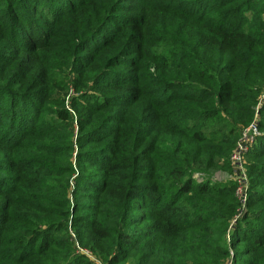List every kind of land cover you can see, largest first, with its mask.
<instances>
[{
	"label": "rangeland",
	"instance_id": "rangeland-1",
	"mask_svg": "<svg viewBox=\"0 0 264 264\" xmlns=\"http://www.w3.org/2000/svg\"><path fill=\"white\" fill-rule=\"evenodd\" d=\"M76 1L78 5L85 6L80 8V13L76 15L64 14L67 9H63L64 11L51 9L55 2L52 4L49 0L41 1L43 7H39V9L43 14H41L40 20L29 18L28 22L33 25L36 35H39L42 27H45V34L47 33L46 35L51 36L52 39L50 41L46 39L45 48L38 50L37 53H31L32 50L20 45V41L25 36L21 34L20 30L17 33L11 29L9 23L0 15V32L4 29V34L0 37V60L9 64L10 70L18 68V75L7 84H1L5 90L0 89V183L2 185L0 197L6 199L11 207L9 214L0 216V257L3 258L12 256L17 247H21V244H11L14 241L18 242L20 240L18 238L30 239L34 237L35 233L32 235L22 234L20 228L25 227L23 232L26 233L37 222H25L40 214L38 210H35L36 200L34 196H31L36 193L39 207L47 211L57 209L60 203L65 205L63 214L52 217L53 225L48 227L50 230L47 232L42 230L43 232L40 234L44 236V240L52 243V249H55L54 253L66 254V247L68 252L72 253L67 264H108L107 261L111 259L113 253L101 255L97 252L95 242H99L103 249L105 241L98 240L89 234L84 224L79 223L82 218L74 216L78 211L73 204L75 195L72 193L76 185V176L80 172L88 176L93 175L94 169L97 167L94 163H100V158H104L110 153V150L103 152V148L108 144L95 142L86 147H91L92 154L99 156H95L91 161H87V156L84 155L82 160L77 159L76 134L81 129L91 130V127L96 126L100 127L102 133L110 135L108 123L111 120L108 121L109 115H106L115 109L114 106L103 107L98 110L96 117L93 116L94 112L92 111L85 112L81 104L91 100L93 102L96 94L111 95L115 93L116 89H124L123 93L127 96H125L127 106L122 108L126 111L127 122H116V133L119 128H123L128 137L134 136L135 140H141L134 148L139 147L137 151L138 155H141L142 163L138 164L146 166L141 167L142 174L136 175L153 176V178L143 181H153L160 186V192L164 191L157 204V199H140L133 203L131 214L138 221L141 217L145 219L141 226L137 223L138 229L146 228L148 231H152L157 222L161 223V227H163L169 220L177 225V230L174 233L187 238L188 232L182 228V225H185L184 219L193 221L195 227L212 226L216 221L212 220L208 213V208L211 206L208 197L191 191L182 195L175 202L181 209V214L167 217L161 213V205L165 198H169L174 187L169 186V178L163 180L160 163L167 155V145H170L171 149L179 147L180 153L184 156L199 151L195 142L191 140L195 130L202 131L206 137L201 147H209L211 138L219 139L228 131L229 126L223 121L225 113L221 112L219 117L207 119L201 113L193 116V112L185 117L182 114H172L170 108L166 110L160 108L172 94L167 90L166 81L170 80L173 75H179L182 70L185 71L192 67L199 69L201 68L199 62L210 63L209 60H216L220 67L228 70L231 62H239L240 51L246 50L245 45L248 42L260 43L264 51V0H250L251 11L246 14L245 26L248 31L247 37L240 43V46L234 47L229 57L225 52L226 44L212 39L214 35L218 34H212L209 44L208 37L214 30L196 20V16L199 14L204 19L217 20L216 14L212 10L202 13L203 8L210 0ZM4 5L5 0H2L0 11L4 9ZM88 5L91 7H86ZM48 13H50V17H47ZM38 15L40 14L37 13V17ZM95 16L99 18L98 24L92 22L96 18ZM44 20L47 23H43ZM128 22L130 23L127 27L128 33L124 35L122 30L125 31L124 27ZM87 23H90L89 29L91 30L88 36L90 43L86 42V44L90 47L91 56L89 58H93L92 64L87 63L89 59H84L81 52L76 49L70 50L68 47L73 38L75 40L78 38L72 33V28ZM95 27L97 28L94 30ZM138 35H141L142 38H138ZM116 38L118 39L116 40ZM126 40L130 41L132 47L137 50L134 54L126 56L133 51L128 50L124 56L130 57L134 62L139 58L138 55L145 54L144 49L147 48L150 58L141 60L139 64L133 63L126 71V82L116 85L102 84V73H114L113 71L118 69L115 66H108L107 62L117 51L116 41L121 47L125 42L128 43ZM81 41L84 39L78 41V44ZM139 47L141 50H138ZM236 51H238L237 57L234 54ZM248 54L249 56L243 60L248 65L245 71L254 74L260 81L259 84L249 87L241 94L242 97L244 95L254 97V110L251 118L247 119L245 123H239L235 130L234 127L230 130L233 145L230 146L226 155L216 159L218 161L215 167L201 170L191 167L186 174L180 177V180L190 179L194 184L204 183L214 189L229 188L234 183L235 189V182L231 175L230 156L243 129L254 122L257 125L258 134L244 154V165L247 177L252 178L251 197L256 200L252 191L264 192V126H258L259 112L261 107H264V68H262L264 55L259 53L257 57H253V52L250 49ZM13 59L17 60L14 64H10ZM4 67L2 66L1 69ZM9 91L14 93L16 91L18 95H11ZM253 91L254 93H252ZM9 95L14 98L12 102L9 101ZM215 109L221 108L215 107ZM67 111L71 116L65 115ZM80 114L84 123L92 115L95 119L94 123L79 126L76 115ZM38 117L39 120L34 125ZM32 129L34 130L33 134L29 136L30 140L26 143L29 149H20L18 139ZM71 132L72 146L64 148V145L69 141ZM45 133L53 137L52 146H55L54 151L58 154L57 159H60L64 151L69 150L73 172L68 178L69 188L67 191L60 190L61 184L66 186L63 176L58 177L56 181L59 182L56 183L54 182L56 178L51 177L44 179L41 183L29 180L27 176H23V173L16 170L19 159H23L19 157V153L23 157L27 155L25 159L30 161L44 157L36 150L39 149L38 147L45 149V142L42 138ZM109 138H112V135ZM256 140L259 141V144L263 141V144L260 146L258 143L254 144ZM71 147L72 150H70ZM184 150L185 152H183ZM134 151L131 150V157ZM78 163L81 165V169L77 167ZM118 173L116 175L122 178V172ZM30 177L34 178L32 174ZM179 183L176 182L175 185L178 186ZM79 191L89 195L86 198L77 196V199L83 203L91 202L89 206L91 211L98 204L95 199L98 194L93 195V191L84 182L80 183ZM57 192L59 195L55 194ZM160 192L157 193L158 196ZM257 207H264V201L253 202L248 206L247 199L243 205H240L237 200V207L216 243L230 251L229 236H231L234 224L242 217L247 208ZM258 223H262V221ZM1 226L4 227V230ZM130 229H133V226ZM254 234L255 232L251 231L249 239L244 243H251ZM152 236L161 239L162 237H173V234L169 233L166 236L153 234ZM77 238L83 240L82 245L79 244ZM38 245L36 242L35 249ZM34 259L35 264H50L51 254H40ZM232 259L233 254L228 255L222 263L232 264ZM0 264H22V262H13L5 258L0 261Z\"/></svg>",
	"mask_w": 264,
	"mask_h": 264
},
{
	"label": "trees",
	"instance_id": "trees-1",
	"mask_svg": "<svg viewBox=\"0 0 264 264\" xmlns=\"http://www.w3.org/2000/svg\"><path fill=\"white\" fill-rule=\"evenodd\" d=\"M41 1L43 0H5L4 9L0 11V15L9 23L10 28L17 31V33L20 30L21 34L25 36L20 41V45L32 50L31 53H37L38 50L44 49L47 44L46 39L47 41L52 39L51 36L46 35L47 33L45 34V27H42L39 35H36L33 25L28 22L29 18H37L40 20V16L43 14L39 9V7H43ZM49 1L52 4L55 2L54 7H51V9L56 11L67 9L64 13L67 15L79 14V9L85 7L83 4L78 5L76 0ZM1 2L2 0H0ZM208 2L205 8H203L202 13L212 10L215 12L217 20L212 21L211 18L204 19L200 14L196 16V20L201 21L204 25L210 26L211 30H214L208 37L209 44L211 43L210 37L212 38V34H218L214 35L212 39L226 44L225 52L226 56L229 57L234 47L240 46V43L247 37L248 31L245 26L247 22L246 14L251 11L250 0H210ZM86 7L91 6L88 5ZM37 13L40 14L38 17ZM47 17H50V13H48ZM95 17L92 22L98 24L99 18L98 16ZM43 23H47V21L44 20ZM89 24L87 23L72 28V33L78 38L76 40L73 38L71 45L68 47H70V50L76 49L78 52H81L84 59H89L87 63L92 64L93 58H89L91 56L90 47L86 44V42L90 43V39H88L91 30L89 29ZM129 24L128 22L125 25V31L122 30L124 35L128 33L127 27ZM3 32L4 29L1 30L0 37L3 36ZM138 38L141 39L142 36L138 35ZM82 39L84 41L78 44V41ZM115 46L117 51L107 62L108 66H115L118 69L113 71L114 73H102L101 82L105 85H116L126 82V71L132 64H139L141 60L150 58V53L145 48V54L140 56L137 53L139 58L132 62V59L126 56L134 54L137 49L132 47L130 41L128 43L125 42L121 47L116 41ZM245 46L246 50L240 51L239 62H231L228 70L223 69L222 66L220 67V64L216 60H209L210 63L207 61L206 63L199 62L201 66L199 69L192 67L185 71L182 70L179 75H173L170 80L166 81L168 85L167 90L171 91L172 94L160 108L161 110L170 108L172 114H182L185 117L193 112V116L201 113L207 119L219 117L220 113L224 112L225 119L223 121L229 126L227 133L221 135L219 139L211 138L209 140V147H201L206 140L203 132L200 130L193 131L191 140L195 142L196 147L200 149L199 151L197 150L191 155L184 156L180 153L179 147L171 149L170 145H167V155L164 157L163 162L160 163L163 180L165 181L169 178V186L171 188L174 187L173 192L171 191L170 194L166 193L169 194V198H165L161 205V213L163 215L171 217L173 214H181V209L175 202L182 195L190 191L207 196L208 202L211 204L208 208V213L211 215L212 220H216L214 224L212 226L195 227L192 223L193 221L184 219L185 225H182V228L187 230V238L182 237L178 233H174L177 230V225L169 220H167L166 225L163 227H161V223L157 222L152 231H148L143 227V230H140L138 229L137 223L141 226L145 219L141 217L140 221H138L131 214L134 202L140 199H157V204L162 198L164 191L160 192V186L153 181H143L148 180L147 178H153V176L148 175V177H143V175H136L142 174L140 172L141 167L146 166L138 164L142 163L140 159L141 155H138L137 150L139 147L134 148L141 140H135L134 136L128 137V134L124 132L123 128H119L118 133H116V122H127V117L125 116L126 111L122 109L127 106V96L123 93L124 89H116L114 91L115 93L111 95L104 93L100 96L96 94L93 102L91 100L81 104L85 112L92 111L94 112L93 116L96 117L99 109L109 106L115 107L113 111H110L106 115H109L108 121L111 120L108 123L110 135L102 133L100 127L96 126L91 127V130L81 129L76 134L75 140L78 146L77 159L82 160L81 158L84 155L87 156V161H91L95 156H99L92 154L91 147H86L93 145L95 142L108 144L107 147L103 148V152L110 150V153L104 158L101 157L100 163H94L97 167H95L93 175L88 176L80 172L76 176V185L72 193L75 195L73 204H75L78 211L77 215L74 216L82 218V221L80 220L79 223L82 222L84 224L89 234L98 240L105 241L103 249H101L102 245L99 242H95L97 252L101 255H107L109 252L113 253L111 259L107 261L108 264H224L222 261L228 255L232 254V264H264V207L247 208L242 217L236 221L230 236L231 250L228 251V249L218 245L216 242L225 231L228 221L237 207V200L234 195V183L229 188L214 189L204 183L194 184L190 179L180 180V177L186 174L191 167L199 170L215 167L218 161L216 159L226 155L229 152L230 146L233 145L230 130L233 127L235 130L239 123H245L253 114L254 97L252 95H244L242 97L241 94L249 87L259 84L260 81L254 74L245 71L248 65L243 60L249 56V49L252 50L253 57H257L259 53L264 55V51L261 48V44L256 41L248 42ZM128 50L133 51L124 56ZM138 50H141V48L139 47ZM237 53L238 51L234 53L236 57L238 56ZM16 60L13 59L10 64H14ZM8 65L2 59L0 60V89L4 90L5 87L1 84H7L18 75V68L10 70ZM2 66L5 67L1 69ZM262 68H264V65H262ZM9 92L11 95H18L16 91L15 93L13 91ZM12 99L14 98L10 96L9 101L12 102ZM215 107H220L221 109H215ZM259 114L258 126L260 127L264 126V107H261ZM65 115L71 116L68 111ZM76 116L79 126L83 124L90 125L95 120L91 115L86 119L87 122L84 123L81 114ZM38 120L39 117L34 122V125ZM33 131L32 129L18 139L20 149H29L26 143L30 140L29 136L33 134ZM111 135L112 138H109ZM71 137L72 132L64 148L66 146H72ZM42 138L45 142V149L38 147L39 149L36 152L44 157L30 161L25 159L27 155L23 157L19 153V157L23 159H19L16 170L23 173V176H27L29 180L39 181L41 183L49 177L56 178L54 181L56 183L59 182L56 181L57 178L63 176L65 177L66 186L64 187L61 184L62 187L60 190L65 189L67 191L69 188L68 178L73 172L69 150L64 151L60 159H57L58 154L54 151L55 146H52L53 137L45 133ZM257 143L259 144V141L257 142L256 140L254 144ZM261 144H263V141L260 142L259 146ZM70 150H72V147ZM131 150H135L132 157ZM77 167L81 169L79 163ZM118 172H122V178L116 175L119 174ZM30 174L34 178L30 177ZM248 179L247 205L249 206L253 202H263V191H252L256 200L252 199L250 185L252 178L249 176ZM81 182H84L93 191V195L98 194L95 197L98 204L91 211V207H89L91 202L86 201L83 203L77 199V196L82 198L89 196L87 193H81L79 191ZM176 182H180L178 186L175 185ZM1 191L2 185L0 183ZM158 192H160L159 196L157 195ZM55 194L59 195L58 192ZM31 196H34L36 200V207L34 208L40 214L35 215L33 219L25 221H33L34 223L37 221L29 231L24 233L23 230L25 227H21L20 232L26 235L35 233V235L30 239H26V237L18 238L20 239L18 242L14 241L11 243L21 244V247H17L12 256L5 257L6 260L10 259L13 262H22V264H35L34 257L40 254H51L50 264H67L72 253H69L66 247V254L54 253L55 249H52V243L47 242V240H44V236L40 235L41 232L50 230L49 228L53 225V216L64 213V203L58 204L57 209L54 208L52 211H47L39 207L37 201L38 195L36 193L31 194ZM9 212H11V207L7 200L0 197V216H6ZM261 221L262 223H258ZM131 226H133V229H130ZM1 227L4 230V227ZM251 231L255 232L252 242L244 243V241L249 239V233ZM168 232L173 234V237L157 239L152 236L153 234L166 236V234H169ZM149 237L151 238L146 240ZM78 241L80 245L83 244L81 238ZM36 242L39 244L37 249H35ZM5 258L0 257V261L5 260Z\"/></svg>",
	"mask_w": 264,
	"mask_h": 264
},
{
	"label": "built area",
	"instance_id": "built-area-1",
	"mask_svg": "<svg viewBox=\"0 0 264 264\" xmlns=\"http://www.w3.org/2000/svg\"><path fill=\"white\" fill-rule=\"evenodd\" d=\"M257 134V125L256 123L251 122L243 129L241 136L230 156V165L232 170L231 175L235 182L234 194L240 205H243L246 202L248 190V177L244 165V154L248 146L255 140ZM224 264L230 263L226 262Z\"/></svg>",
	"mask_w": 264,
	"mask_h": 264
}]
</instances>
